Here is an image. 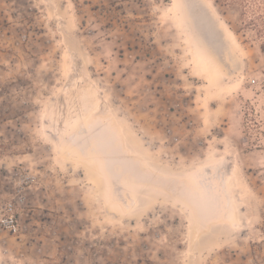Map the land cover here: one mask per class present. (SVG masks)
Instances as JSON below:
<instances>
[{
  "label": "rangeland",
  "instance_id": "374dc122",
  "mask_svg": "<svg viewBox=\"0 0 264 264\" xmlns=\"http://www.w3.org/2000/svg\"><path fill=\"white\" fill-rule=\"evenodd\" d=\"M207 1L217 83L174 0H0V264H264V0Z\"/></svg>",
  "mask_w": 264,
  "mask_h": 264
},
{
  "label": "bare ground",
  "instance_id": "6f19581e",
  "mask_svg": "<svg viewBox=\"0 0 264 264\" xmlns=\"http://www.w3.org/2000/svg\"><path fill=\"white\" fill-rule=\"evenodd\" d=\"M172 10L191 29L187 39L193 44V63L203 68L212 82L217 83V77L213 72H217L220 69L217 60L218 53L222 52L228 62H232L235 59V51L238 44L234 34L226 27L217 11L207 0H174ZM64 55L68 57V54ZM96 101V92L89 84H85L75 93L73 92L68 105V114L72 123L76 125L79 122L80 124L85 114H89L90 117L92 113L90 111L98 105ZM92 102L94 105H91ZM95 102L97 103L96 105ZM71 126L73 127V125ZM57 145L58 147L62 146L61 156L83 159L82 154L68 143L62 142V144ZM93 182L99 187L103 185L102 180L98 177L93 178Z\"/></svg>",
  "mask_w": 264,
  "mask_h": 264
},
{
  "label": "built area",
  "instance_id": "2783aa9c",
  "mask_svg": "<svg viewBox=\"0 0 264 264\" xmlns=\"http://www.w3.org/2000/svg\"><path fill=\"white\" fill-rule=\"evenodd\" d=\"M4 215L1 218V227L10 232L17 233L20 231V221L18 218L17 208L13 202H9L4 207Z\"/></svg>",
  "mask_w": 264,
  "mask_h": 264
}]
</instances>
